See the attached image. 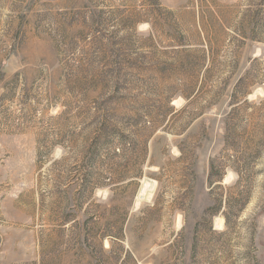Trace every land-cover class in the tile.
I'll return each mask as SVG.
<instances>
[{
	"label": "rangeland",
	"instance_id": "obj_1",
	"mask_svg": "<svg viewBox=\"0 0 264 264\" xmlns=\"http://www.w3.org/2000/svg\"><path fill=\"white\" fill-rule=\"evenodd\" d=\"M0 264H264V0H0Z\"/></svg>",
	"mask_w": 264,
	"mask_h": 264
},
{
	"label": "bare ground",
	"instance_id": "obj_2",
	"mask_svg": "<svg viewBox=\"0 0 264 264\" xmlns=\"http://www.w3.org/2000/svg\"><path fill=\"white\" fill-rule=\"evenodd\" d=\"M145 188H146V187H144V190H145ZM144 190H143V191H144ZM146 191H147V190H146ZM143 193H144V192H143ZM217 223H218V225L221 227L222 224H223V220L220 218V219H218Z\"/></svg>",
	"mask_w": 264,
	"mask_h": 264
},
{
	"label": "trees",
	"instance_id": "obj_3",
	"mask_svg": "<svg viewBox=\"0 0 264 264\" xmlns=\"http://www.w3.org/2000/svg\"><path fill=\"white\" fill-rule=\"evenodd\" d=\"M101 235H109V234H107V233H103V234H101Z\"/></svg>",
	"mask_w": 264,
	"mask_h": 264
}]
</instances>
